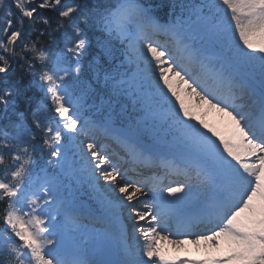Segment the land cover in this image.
I'll list each match as a JSON object with an SVG mask.
<instances>
[{
  "label": "snow or ice",
  "instance_id": "1",
  "mask_svg": "<svg viewBox=\"0 0 264 264\" xmlns=\"http://www.w3.org/2000/svg\"><path fill=\"white\" fill-rule=\"evenodd\" d=\"M165 5L0 0V264H264V0Z\"/></svg>",
  "mask_w": 264,
  "mask_h": 264
},
{
  "label": "rangeland",
  "instance_id": "2",
  "mask_svg": "<svg viewBox=\"0 0 264 264\" xmlns=\"http://www.w3.org/2000/svg\"><path fill=\"white\" fill-rule=\"evenodd\" d=\"M168 255L173 259L177 256H179L180 258L185 256V258L191 259H197L198 257L202 258L203 256L207 258L208 256L203 248H198L196 245H186L183 248H172L171 246H169Z\"/></svg>",
  "mask_w": 264,
  "mask_h": 264
},
{
  "label": "trees",
  "instance_id": "3",
  "mask_svg": "<svg viewBox=\"0 0 264 264\" xmlns=\"http://www.w3.org/2000/svg\"><path fill=\"white\" fill-rule=\"evenodd\" d=\"M157 1H159V0H157Z\"/></svg>",
  "mask_w": 264,
  "mask_h": 264
}]
</instances>
